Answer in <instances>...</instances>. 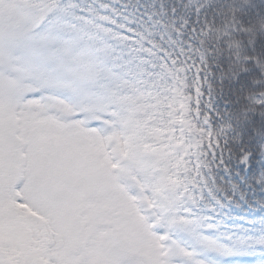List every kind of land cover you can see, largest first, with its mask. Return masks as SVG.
I'll return each mask as SVG.
<instances>
[{"label": "snow or ice", "instance_id": "1", "mask_svg": "<svg viewBox=\"0 0 264 264\" xmlns=\"http://www.w3.org/2000/svg\"><path fill=\"white\" fill-rule=\"evenodd\" d=\"M254 253L264 0H0V264Z\"/></svg>", "mask_w": 264, "mask_h": 264}, {"label": "rangeland", "instance_id": "2", "mask_svg": "<svg viewBox=\"0 0 264 264\" xmlns=\"http://www.w3.org/2000/svg\"><path fill=\"white\" fill-rule=\"evenodd\" d=\"M264 256L261 255V259L260 260H257V253H254V254H250V255H247V256H243V257H238V258H246V259H249L247 260L248 264H261V261H264ZM237 259V258H236ZM236 259L234 261V264H237L236 263Z\"/></svg>", "mask_w": 264, "mask_h": 264}]
</instances>
